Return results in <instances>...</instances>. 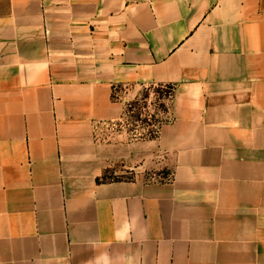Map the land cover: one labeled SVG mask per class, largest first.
Masks as SVG:
<instances>
[{
  "label": "crops",
  "instance_id": "crops-1",
  "mask_svg": "<svg viewBox=\"0 0 264 264\" xmlns=\"http://www.w3.org/2000/svg\"><path fill=\"white\" fill-rule=\"evenodd\" d=\"M0 264H264V0H0Z\"/></svg>",
  "mask_w": 264,
  "mask_h": 264
},
{
  "label": "rangeland",
  "instance_id": "rangeland-1",
  "mask_svg": "<svg viewBox=\"0 0 264 264\" xmlns=\"http://www.w3.org/2000/svg\"><path fill=\"white\" fill-rule=\"evenodd\" d=\"M131 86V85H122L119 86L116 89L115 97L116 99H122L128 101L139 99V104L133 108L134 110L131 111L128 115H125L122 117V120L116 122V123H109V124H103L101 128L99 129V136L102 139L107 138L108 136L115 137V132L123 126L124 129H126L129 133L130 138L131 137H137L141 135V132H145L143 130V122L140 119L145 118V114L152 113V114H160V118L168 119L167 113H162L159 110V103L161 101L159 93L156 91L155 88L157 86ZM163 89L167 90L168 88L165 86ZM149 93V97L144 98L145 95ZM129 101V102H130ZM168 104H170V101H168ZM143 113L142 115L140 113ZM138 116L140 119H138ZM120 165L115 166L111 170H108L106 174L104 175L105 180H116V179H122L124 177H131V175L122 174L120 171ZM166 173V172H165ZM147 178H150V175L146 176ZM157 179L163 180L165 177L163 175L157 176Z\"/></svg>",
  "mask_w": 264,
  "mask_h": 264
},
{
  "label": "trees",
  "instance_id": "trees-1",
  "mask_svg": "<svg viewBox=\"0 0 264 264\" xmlns=\"http://www.w3.org/2000/svg\"><path fill=\"white\" fill-rule=\"evenodd\" d=\"M150 85V88H152ZM157 86L156 91L159 93L160 96V103H159V110L162 113H167L169 112V104L168 101H170L172 94H173V90L174 87L172 85H154ZM167 87L168 89L165 90L163 89V87ZM149 97V93H147L145 95L144 98ZM113 98L116 99L115 97V89H114V93H113ZM139 104V99L136 100H132L130 102L127 103L126 109H125V115H128L131 111H133L137 105ZM141 115L143 114L142 112L140 113ZM138 119L139 116H138ZM143 122V130H145V132H141V135L137 136L138 138H142V139H148V138H155L158 136L159 131L161 126L166 123L168 121V119H163L160 118V114H152V113H147L145 114V118L144 119H140Z\"/></svg>",
  "mask_w": 264,
  "mask_h": 264
}]
</instances>
